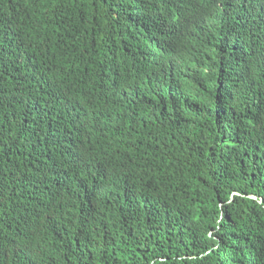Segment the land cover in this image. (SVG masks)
<instances>
[{"label": "trees", "instance_id": "obj_1", "mask_svg": "<svg viewBox=\"0 0 264 264\" xmlns=\"http://www.w3.org/2000/svg\"><path fill=\"white\" fill-rule=\"evenodd\" d=\"M0 264H264V0H0Z\"/></svg>", "mask_w": 264, "mask_h": 264}]
</instances>
